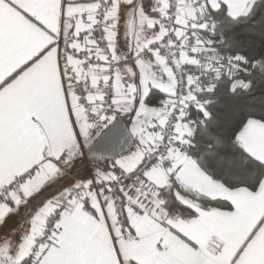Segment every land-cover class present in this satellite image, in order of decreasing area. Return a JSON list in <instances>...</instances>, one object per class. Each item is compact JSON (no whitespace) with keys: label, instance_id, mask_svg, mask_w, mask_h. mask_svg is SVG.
I'll list each match as a JSON object with an SVG mask.
<instances>
[{"label":"snow or ice","instance_id":"1","mask_svg":"<svg viewBox=\"0 0 264 264\" xmlns=\"http://www.w3.org/2000/svg\"><path fill=\"white\" fill-rule=\"evenodd\" d=\"M0 264H264V0H0Z\"/></svg>","mask_w":264,"mask_h":264}]
</instances>
